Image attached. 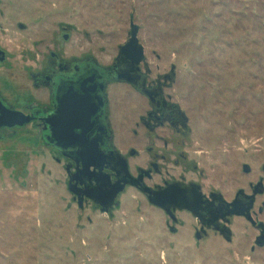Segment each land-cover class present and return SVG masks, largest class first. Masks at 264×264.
Here are the masks:
<instances>
[{"label": "rangeland", "instance_id": "obj_1", "mask_svg": "<svg viewBox=\"0 0 264 264\" xmlns=\"http://www.w3.org/2000/svg\"><path fill=\"white\" fill-rule=\"evenodd\" d=\"M132 18L151 70L176 66L167 93L194 141L213 156L229 150L231 169L263 166L264 0H0V44L16 60L34 42L44 54L59 39L66 53L108 66L129 41ZM112 90L118 111L136 100L127 88ZM118 128L127 147L130 131ZM65 163L38 131L0 137V264H264V248L251 251L256 233L241 219L231 243L216 234L198 241L184 215L173 234L170 218L135 188L109 214L92 203L81 210ZM235 174L229 191L241 185Z\"/></svg>", "mask_w": 264, "mask_h": 264}, {"label": "flooded vegetation", "instance_id": "obj_2", "mask_svg": "<svg viewBox=\"0 0 264 264\" xmlns=\"http://www.w3.org/2000/svg\"><path fill=\"white\" fill-rule=\"evenodd\" d=\"M68 39L64 34L62 40ZM37 45L14 60L0 44V137L38 131L66 160L69 191L81 210L92 203L109 214L119 197L135 188L170 218L173 234L184 226V215L198 241L216 234L232 242L234 220L241 219L256 233L251 251L264 248L259 245L264 243V164L255 169L243 162L240 171L231 169L229 150L224 157L213 156L214 149L194 141L189 118L167 93L177 80L176 73L172 82L173 66L170 72L155 73L146 55L137 65L134 57L119 54L111 65L102 66L84 53H66L59 39H52L44 54L37 52ZM117 86L136 99L123 101L120 111L112 105V88ZM119 125L130 131L124 142L128 148L117 140ZM91 152L97 165L87 169L81 156ZM235 173H241V185L229 191V181L238 179ZM153 198L174 205L155 206Z\"/></svg>", "mask_w": 264, "mask_h": 264}, {"label": "water", "instance_id": "obj_3", "mask_svg": "<svg viewBox=\"0 0 264 264\" xmlns=\"http://www.w3.org/2000/svg\"><path fill=\"white\" fill-rule=\"evenodd\" d=\"M139 32H140V27L134 23V20L132 18L131 19V31L129 33V37H130L129 41L126 43V45L120 47V52H119V57H121V58L134 57L135 58V64H137V65L141 64L145 60V48L140 43ZM170 75H172V82H173L175 80L174 77L176 75L175 66L172 67ZM24 123H27V122H24ZM24 123H22L21 125H23ZM17 124H19V123H17ZM10 125L15 126L16 124H10ZM81 159L85 163L87 169H90L91 167L97 165V164L93 163V161H92V159H94L93 152H91V154H89V153L83 154L81 156ZM129 183H132V182H125V185H127ZM124 188L125 187L122 186V188H120L116 192L114 197L116 198V196H118L124 190ZM150 202L152 204H154L155 206L164 207L165 209H167V204L174 205V203L172 201L162 203L157 198L151 199ZM103 211L108 212V209H104ZM167 213L170 215L171 218H174L173 214H171L170 212H167ZM227 239H229V240H227L228 242H231V237H229ZM258 244H259V242H258ZM259 245H264V243L259 244Z\"/></svg>", "mask_w": 264, "mask_h": 264}]
</instances>
